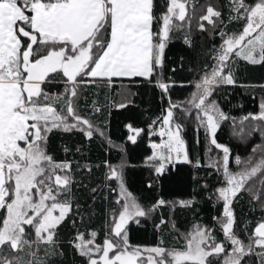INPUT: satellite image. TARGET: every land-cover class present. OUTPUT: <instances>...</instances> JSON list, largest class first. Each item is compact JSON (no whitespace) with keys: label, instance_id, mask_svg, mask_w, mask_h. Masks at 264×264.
Listing matches in <instances>:
<instances>
[{"label":"snow or ice","instance_id":"6c2138e0","mask_svg":"<svg viewBox=\"0 0 264 264\" xmlns=\"http://www.w3.org/2000/svg\"><path fill=\"white\" fill-rule=\"evenodd\" d=\"M223 7L226 19L213 0H0V264H58L64 257L59 232L66 222L74 230L67 243L83 264H249L250 257L253 264H264V217L245 242L237 233L247 234V223H238L235 213L246 194L264 212V100L258 113L237 123L215 98L226 86L264 91V83L243 84L236 76L240 61L264 68V0H226ZM233 23L239 30L229 29ZM193 29L219 35L221 43L189 69L198 73L196 79L178 85L164 75L166 49L179 40L195 51ZM138 80L158 88L167 104L147 131L125 125L133 144L142 134L161 138L150 144L151 154L144 159L151 176L146 187H158L179 164L207 168V175L217 176L219 186L200 184L198 173L192 176L202 194L210 193L212 207L221 209L212 217L215 226L196 222L181 233L173 218L163 215L154 224L158 230L171 224L183 241L180 247H167L163 239L155 245H134L130 225L152 219L165 207L173 213L194 209L196 189L188 199L149 202L126 187V161L112 165L106 160L103 186L115 194L112 203L117 207L105 213L99 230L81 232L74 217L91 221L100 189L89 188L90 180L85 183L76 174H90L93 165L87 160L56 161L48 152L53 132H79L86 142L103 138L111 145L106 121L97 120L106 109L110 114L111 108H127L132 93L124 82ZM49 82H62L64 92L45 91L42 85ZM118 82L119 102L109 105L85 97L80 105L88 85L104 92L107 101V90ZM176 86L193 89L186 102L171 99ZM229 120L233 137L260 138L246 158L218 142V131ZM193 123L202 130L194 143L196 149L203 145L206 163L199 152L189 150L183 134ZM62 151L67 156L72 150L64 146ZM75 153L82 159L86 155L80 146ZM74 189L90 191L92 203H77Z\"/></svg>","mask_w":264,"mask_h":264},{"label":"trees","instance_id":"16d2710c","mask_svg":"<svg viewBox=\"0 0 264 264\" xmlns=\"http://www.w3.org/2000/svg\"><path fill=\"white\" fill-rule=\"evenodd\" d=\"M213 2L220 6V10L225 14L226 19L227 9L223 7L226 0H213ZM203 3H205V0H199V4ZM239 27L240 26L235 23L229 25L230 30H239ZM192 36L196 43L195 51L185 47L179 40L171 43L166 49L164 75L166 78L171 77L172 80L177 81L178 85L181 82H188L196 79L198 73L194 74L190 72L189 69L192 68L194 64H201L204 59L211 55L210 50L212 46H218L221 43L219 35L213 34V36L209 37L207 34H201L195 29L192 30ZM181 57H183L182 62ZM173 68H176L175 73L171 71ZM236 76L239 83H264V68L259 66H248L246 62L240 61ZM124 85L129 88L132 93L130 96L132 103L125 109L111 108L110 114L108 109H106L103 116L97 120V123L106 121V135L110 136L112 141L111 145L106 144L103 138H94L90 143L86 142L84 136L79 132H53L49 137L48 152L56 161L67 159L80 160L83 162V160H87L93 165L90 174L87 172L76 174L77 179H83L85 183H89L90 180L89 188L98 187L100 189V191L95 194L96 201L93 206L96 215L92 217L91 221L88 220L87 216H85L83 222H81L79 216L74 217L81 232H86L90 229L99 230L105 219V213H107L110 208L117 207L112 203L115 194L110 193L109 190L103 186V173L106 171L103 162L106 160L112 165H118L122 159L126 161L127 167L124 173L126 187L134 195L147 198L149 202H154L161 198L168 201L188 199L193 194V190L196 189V199L198 203L194 209L186 210L177 208L173 213L165 207L154 214L152 219L148 221L142 220L140 225H130L129 238L134 245H155L163 239L167 247H180L183 241L178 238L176 229L181 233L185 232L196 222L208 226H215L212 217L219 215L221 211L219 207H212V203L207 199V195L210 193H201L196 182L192 179L193 174L198 173L200 184L208 183L210 186H219L217 184V176L215 173L212 176L207 175L210 171L207 168L193 169L190 165L179 164L161 180L158 187L148 189L146 185L151 179V176L144 165V159L147 155L151 154L150 144L153 142H160V137H149L146 134H142L137 138V143L133 144L127 140L129 132L125 125L131 123L134 127L145 128L147 131V124L152 119L161 115L162 108L167 107V104L165 101L161 100L160 90L158 88L142 80H138V82L134 84H128V82L125 81ZM42 87L50 94L57 95L64 92L65 85L62 82H49L42 85ZM107 91H110L111 95L109 99L105 101L104 92L95 88L93 85L87 86L80 100V105L83 106L85 104V97L89 101L98 98L101 103H108L109 105L113 100L119 102L122 99V97L118 95L121 91L119 82L114 89ZM191 91H193L191 87L176 86L171 90V99L177 103H184L187 101ZM215 98L218 100L221 108L230 117H235L236 122L239 123L242 117L250 113L256 114L259 112V104L264 100V91H261L259 88L226 86L224 89H221ZM81 114H83V112ZM233 126L231 120L224 122L222 129L218 131V142L227 144L232 148L235 154L240 155L242 158H246L251 154L252 147L260 143V138L259 136H255L251 139L241 141L230 135ZM158 129L159 125H157V130ZM183 134L189 150L199 152L202 161L206 163L207 157L203 154V145L200 149H196L194 143V136L201 135L202 137V130L196 129L193 123L186 127ZM113 145L116 147L114 148ZM64 146L72 150L67 156L62 151ZM77 146L82 147L86 153L83 159L80 154L75 153V148ZM121 147L124 149L123 152L118 150ZM112 186H116L115 182H112ZM74 191L77 192V203L81 205L92 203L91 197L93 194L90 191L84 189H74ZM105 196L108 197V200L104 199ZM250 201L251 197L246 194L244 198L235 205L238 223H247L248 226L247 234L243 231H238L237 233L245 242H247V237L253 231L256 223L264 217V212L260 211L258 202ZM161 215H163L165 219L172 217L176 224V229H173L171 224L163 227L162 230L156 229L154 224L159 222V217ZM73 235L74 230H72L66 222L65 225L60 228L59 232L60 239L63 241L62 250L64 257L58 264H73V259L75 260V264H83L82 259L79 256H75L67 243ZM100 238H102V233ZM248 260L249 264H253L254 258L250 257Z\"/></svg>","mask_w":264,"mask_h":264},{"label":"rangeland","instance_id":"374dc122","mask_svg":"<svg viewBox=\"0 0 264 264\" xmlns=\"http://www.w3.org/2000/svg\"><path fill=\"white\" fill-rule=\"evenodd\" d=\"M161 139V138H160ZM159 143V142H158Z\"/></svg>","mask_w":264,"mask_h":264},{"label":"crops","instance_id":"0c3cea01","mask_svg":"<svg viewBox=\"0 0 264 264\" xmlns=\"http://www.w3.org/2000/svg\"><path fill=\"white\" fill-rule=\"evenodd\" d=\"M89 86V85H88Z\"/></svg>","mask_w":264,"mask_h":264}]
</instances>
